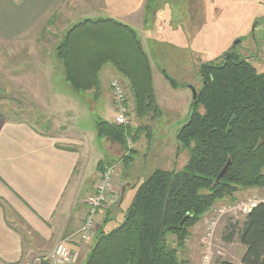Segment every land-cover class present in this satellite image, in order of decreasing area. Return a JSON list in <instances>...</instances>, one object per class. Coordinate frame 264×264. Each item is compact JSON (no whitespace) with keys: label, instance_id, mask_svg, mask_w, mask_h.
Masks as SVG:
<instances>
[{"label":"trees","instance_id":"16d2710c","mask_svg":"<svg viewBox=\"0 0 264 264\" xmlns=\"http://www.w3.org/2000/svg\"><path fill=\"white\" fill-rule=\"evenodd\" d=\"M56 53L67 82L78 92L98 90L107 63L127 80L142 124L133 128L99 119L100 137L126 146L128 137L135 142L149 132L161 109L150 58L134 28L113 18H86L62 34ZM228 53L200 66L202 85L192 101L189 123L177 132L178 153L190 151L186 167L157 169L139 183L122 223L96 234L86 264H183L178 249L218 202L236 201V193L248 188L264 190V72L247 57ZM130 158L129 153L123 156L124 161ZM238 239L246 248L240 264H264V200L246 213Z\"/></svg>","mask_w":264,"mask_h":264},{"label":"rangeland","instance_id":"374dc122","mask_svg":"<svg viewBox=\"0 0 264 264\" xmlns=\"http://www.w3.org/2000/svg\"><path fill=\"white\" fill-rule=\"evenodd\" d=\"M151 5L148 25L141 32L142 39L139 33L138 36L150 58L155 85L160 89L161 114L150 123L149 132L141 134L139 138L142 141L135 146V142L128 137L126 146L121 145L119 158L110 162L116 164L121 161L117 164L116 173L119 171L122 177L130 180L141 175V181L157 169L182 170L190 159L189 150L178 153L175 140L178 130L187 123L190 105L185 104L186 95H180L183 93L166 92L163 96L160 87L163 72L170 75L178 86L190 84L198 90L202 85L199 72L201 64L220 61L226 52L247 57L259 72H264V0H152ZM49 36L46 33L42 37L46 44L14 42L0 45V111L12 117H17L16 113L21 112L23 118L39 122V126L46 122H51L53 127L56 123L64 125L52 130L59 136L79 134L76 129L84 137L92 135L96 132L95 125L99 119L109 120L116 115L113 103L104 91L98 89L85 95L88 102L83 105V109L79 107L71 114L67 111V104L71 101L63 97H72L69 93L74 92V89L65 80L64 67L55 54L59 42H54L59 37L58 32L54 39ZM187 39L191 41V47L187 46ZM24 72L28 78L23 80ZM54 75L57 80L51 79ZM52 80L54 86H51ZM127 91L132 108L130 126L138 128L142 122L136 116L133 97ZM191 92L186 88L184 93L193 98ZM55 96L61 97L59 105ZM200 110L203 111V108L200 107ZM146 132L150 134V145H144L147 142ZM125 153L131 154L127 161L123 159ZM261 200H264V190H241L236 193V201H221L214 206L218 208L231 203H244L240 209L221 218L213 240L212 264L241 263L246 248L239 241L238 233L246 213ZM129 202L127 195L121 211L107 222L106 230H112L122 223ZM204 217L200 223L202 226L191 232L185 247L178 249V257L183 264H200ZM233 230L235 233L230 239ZM174 239V236L169 237L171 246H175ZM52 252L33 251L27 255L24 264H39L37 257L49 256ZM87 259L81 258L79 264H86Z\"/></svg>","mask_w":264,"mask_h":264},{"label":"crops","instance_id":"0c3cea01","mask_svg":"<svg viewBox=\"0 0 264 264\" xmlns=\"http://www.w3.org/2000/svg\"><path fill=\"white\" fill-rule=\"evenodd\" d=\"M151 3L152 0H0V45L14 42L46 44L42 38L44 34L49 33V38L54 39L58 32L56 44L67 29L86 18L116 19L134 28L141 37V32L148 25ZM186 44L191 47L189 39ZM108 64L102 69L104 75L100 77L98 89L104 91L113 103L110 81L113 77L127 80L112 64ZM62 65L64 67L63 62ZM158 73L161 72L158 70ZM23 75V80L28 78L27 73ZM161 75L163 96L166 92L183 93L180 95H186L185 104L191 107L193 98L184 93L186 88L191 91L190 84L173 87L164 74ZM152 77L160 107V89L155 85L153 71ZM51 79L57 80L56 75ZM54 80L51 86H54ZM94 91L97 90L78 92L74 89L69 93L72 97H63L72 102L67 104V111L71 114L79 107L83 109L88 102L85 95ZM59 98L58 105L61 102ZM22 115L17 112V117H12L0 112V263L24 264L27 255L33 251L52 252L60 241L66 240L69 247L79 253L78 261L74 263L79 264L81 258L89 256L96 234L101 230L109 231L106 230L107 222L121 211L127 195L130 206L136 186L142 182L141 175L130 180L117 171L109 198L110 207L100 210L96 216L94 238L89 242L80 240L77 232L98 172L119 158L122 146L108 137H100L97 130L86 137L77 129L79 134L59 136L52 130L64 125L56 123L53 127L51 122H46L39 126V122H30ZM115 116L108 121L113 123ZM139 141L142 139L135 141V146ZM144 145H150L148 139ZM120 162L117 161L116 165ZM249 190L257 189L244 191ZM200 223L191 231H197L202 226Z\"/></svg>","mask_w":264,"mask_h":264},{"label":"built area","instance_id":"2783aa9c","mask_svg":"<svg viewBox=\"0 0 264 264\" xmlns=\"http://www.w3.org/2000/svg\"><path fill=\"white\" fill-rule=\"evenodd\" d=\"M112 90V100L116 111L113 123L116 125H130L132 119V108L128 101L127 86L119 78H113L110 81ZM116 164H106L99 170L97 182L93 192L86 199V213L83 217L81 227L77 235L80 240L89 242L94 238L96 228V216L102 209L110 206L109 198L113 192L114 178L116 175ZM244 203H231L221 207H213L204 217L205 231L202 238L203 253L200 264H212L213 240L221 218L231 212L240 209ZM79 253L69 247L66 240L60 241L51 255L37 257L39 264H74L78 261Z\"/></svg>","mask_w":264,"mask_h":264},{"label":"water","instance_id":"95a60500","mask_svg":"<svg viewBox=\"0 0 264 264\" xmlns=\"http://www.w3.org/2000/svg\"><path fill=\"white\" fill-rule=\"evenodd\" d=\"M224 55L226 57H229L230 54L228 52H226ZM190 88L192 90L193 100H196L197 99V96H198V92H197L196 88L193 85H190ZM187 123H189V121ZM228 166H229V163L223 168L222 172L219 174V176L217 177V180L216 181H219L222 178V176L225 174ZM125 188H126V186H124V189Z\"/></svg>","mask_w":264,"mask_h":264}]
</instances>
